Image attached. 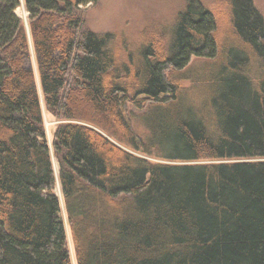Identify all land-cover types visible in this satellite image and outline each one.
Returning a JSON list of instances; mask_svg holds the SVG:
<instances>
[{"label":"trees","instance_id":"obj_1","mask_svg":"<svg viewBox=\"0 0 264 264\" xmlns=\"http://www.w3.org/2000/svg\"><path fill=\"white\" fill-rule=\"evenodd\" d=\"M186 1L120 61L99 0H0V264H72L63 209L76 264H264V16L226 0L221 36ZM43 103L82 122L53 132L61 198Z\"/></svg>","mask_w":264,"mask_h":264},{"label":"rangeland","instance_id":"obj_2","mask_svg":"<svg viewBox=\"0 0 264 264\" xmlns=\"http://www.w3.org/2000/svg\"><path fill=\"white\" fill-rule=\"evenodd\" d=\"M205 5L211 7V9L216 13L217 22L219 23L220 30L219 33L223 36V33H226L230 30L229 22L227 21L228 9L227 5L225 4L226 0H201ZM254 3L260 12L264 16V0H254ZM89 2L86 5L81 4L83 11V17H85V25L88 28H92L97 32L108 31L115 34V40L112 42V46L118 51V56L120 61H125L126 58L123 55L124 48H122L123 41L127 39L128 44L130 45L131 49H134V46L143 40L142 34L145 31L144 29L151 28L155 31H160L162 28L170 27L172 20L174 19L175 14L178 11L182 10L186 5V0H99L96 5H90ZM24 5L21 4L20 7L16 10L17 14L21 16L26 21V25H28L27 13ZM153 37V36H152ZM157 43H161V39L159 37H155ZM30 40V38H29ZM30 42V41H29ZM31 44V42H30ZM31 46V45H30ZM32 54H33V50ZM192 66L201 69L205 67L208 59L197 57L192 58ZM32 66L37 72V65H36V57L33 54L32 57ZM196 68V69H197ZM37 84H38V77H37ZM186 86L190 85V81L186 80L184 82ZM198 84H202L199 81ZM42 112H43V119L46 128V135L48 139L49 146H51L53 132L56 127L59 125L60 122H78L82 123L79 120L73 119H65V118H56L51 112L46 111L44 103L42 104ZM137 121V120H136ZM85 124L89 125L90 127L98 129L95 125L84 122ZM134 127L139 132L141 131V126L139 123L135 122L134 120ZM101 133L105 136L108 135L106 132H102L98 129ZM112 139L116 144L120 145L121 147L133 151L123 143H118L113 137L108 136ZM136 154H139L133 151ZM141 155V154H139ZM148 159L154 161H161V162H170V163H178L179 161L175 160H168L162 159L160 157L144 155ZM141 155V156H142ZM51 158L53 163V170H55L56 176V187L55 192L60 197V190L61 187L60 181H58V162L54 156L53 146H51ZM208 161V160H204ZM181 162V161H180ZM60 189V190H59ZM61 198V197H60ZM62 204V200H61ZM63 206V204H62ZM62 216L64 219V224L67 227V239L69 241L70 251L72 254V264H76L74 259L75 250L73 249V239L71 238L70 227L68 226L67 216L65 215L64 209L62 210Z\"/></svg>","mask_w":264,"mask_h":264},{"label":"crops","instance_id":"obj_3","mask_svg":"<svg viewBox=\"0 0 264 264\" xmlns=\"http://www.w3.org/2000/svg\"><path fill=\"white\" fill-rule=\"evenodd\" d=\"M22 4H23V2H22ZM28 14V13H27Z\"/></svg>","mask_w":264,"mask_h":264}]
</instances>
